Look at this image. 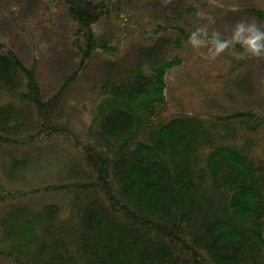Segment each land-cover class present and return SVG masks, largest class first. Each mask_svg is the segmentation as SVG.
<instances>
[{
  "label": "trees",
  "instance_id": "16d2710c",
  "mask_svg": "<svg viewBox=\"0 0 264 264\" xmlns=\"http://www.w3.org/2000/svg\"><path fill=\"white\" fill-rule=\"evenodd\" d=\"M67 2L77 66L52 93L36 59L0 39V204L9 202L0 256L11 264H264V157L253 135L264 129V110L168 118L162 109L167 72L179 62L167 46L188 42L184 14L196 8L182 3L147 27L121 21L138 0ZM123 26L143 33L123 41ZM93 61L98 99L80 132L61 103ZM58 138L66 153L49 164L63 179L10 187L28 169L38 173L34 151L50 152Z\"/></svg>",
  "mask_w": 264,
  "mask_h": 264
},
{
  "label": "rangeland",
  "instance_id": "374dc122",
  "mask_svg": "<svg viewBox=\"0 0 264 264\" xmlns=\"http://www.w3.org/2000/svg\"><path fill=\"white\" fill-rule=\"evenodd\" d=\"M66 1V2H65ZM68 0H0V39L18 51L26 62L36 59L40 78L45 87V94L52 93L63 81L65 76L77 66L76 52L69 44L76 27L68 14ZM85 1V0H84ZM138 0L139 4H131L133 18L129 21L145 23L147 27L156 20L163 21L173 12L182 10L181 4L191 9L190 14H184L188 19V27H207L209 35L219 32L222 37L231 36L235 25L240 21L255 20L264 27V0ZM192 5V6H191ZM92 13L98 12L91 2L83 5ZM181 8V9H180ZM235 9V10H233ZM260 12H253V10ZM103 24V25H102ZM108 25L104 20L96 28L102 32ZM131 26V24H129ZM115 28L117 26H114ZM126 26H123V29ZM129 28L123 41L138 39L143 33L142 27ZM123 41L119 45L123 44ZM140 44L136 42L133 46ZM143 44V43H142ZM184 47L169 45L167 55L179 59L167 72V103L162 107L164 116L174 114H202L209 116L216 112L230 113L239 109L259 107L264 110V58H254L244 52L239 45L225 50L215 59L207 57L208 48L194 49L188 42L183 41ZM133 51V48H131ZM204 53V55H201ZM104 54L97 53L98 60ZM100 72L98 61L90 62L82 71L77 83L64 94L61 103L62 115L69 112L74 129L83 132L92 118V107L98 97L93 83ZM237 82V83H236ZM247 89V92L244 91ZM201 116V115H199ZM253 135L262 139L259 146L260 154L264 157V129ZM62 138L54 139L50 152L34 154L41 159L42 165L38 173L33 169L23 173L27 180L18 185L14 182L10 187H31L37 184L60 182L62 173L59 166H52L50 161L66 153L62 146ZM64 148V149H63ZM7 154L6 163H10ZM36 163V164H37ZM38 165V164H37ZM50 165V166H49ZM30 170V171H29ZM10 185V184H9ZM40 198H23V203H34ZM65 204V200L62 201ZM9 207L0 204V215ZM0 264H11L0 256Z\"/></svg>",
  "mask_w": 264,
  "mask_h": 264
},
{
  "label": "clouds",
  "instance_id": "9594fccd",
  "mask_svg": "<svg viewBox=\"0 0 264 264\" xmlns=\"http://www.w3.org/2000/svg\"><path fill=\"white\" fill-rule=\"evenodd\" d=\"M188 39L194 49L207 47V57L210 59H215L222 52L236 45L243 48L244 52L251 57L264 58V27L255 20L238 22L228 38L222 37L219 32H212L209 35L205 26L191 31Z\"/></svg>",
  "mask_w": 264,
  "mask_h": 264
}]
</instances>
